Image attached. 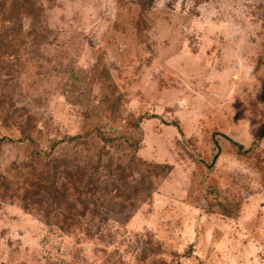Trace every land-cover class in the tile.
I'll list each match as a JSON object with an SVG mask.
<instances>
[{
    "label": "rangeland",
    "instance_id": "374dc122",
    "mask_svg": "<svg viewBox=\"0 0 264 264\" xmlns=\"http://www.w3.org/2000/svg\"><path fill=\"white\" fill-rule=\"evenodd\" d=\"M0 264H264V0H0Z\"/></svg>",
    "mask_w": 264,
    "mask_h": 264
}]
</instances>
